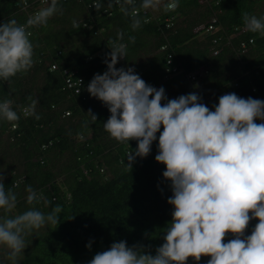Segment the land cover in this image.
I'll return each instance as SVG.
<instances>
[{"label": "trees", "instance_id": "1", "mask_svg": "<svg viewBox=\"0 0 264 264\" xmlns=\"http://www.w3.org/2000/svg\"><path fill=\"white\" fill-rule=\"evenodd\" d=\"M50 2L0 0V24L11 18L26 24L29 17L22 12L24 6L30 4L31 16ZM58 2L62 14L50 18L47 26L29 29L33 31L34 66L11 78L10 83L0 81V102L12 100L20 117L15 122L0 119V175L6 189L17 195L15 211L22 213L31 207L26 203L28 185L50 202L45 206L42 200L36 205L45 214L56 205L63 209L57 225H46L26 238L28 246L18 264H88L97 252L121 240L128 246L149 245L154 255L164 242L173 211L167 203L172 195L169 182L162 175L166 166L155 160L158 139L151 153L143 159L137 157L129 171L126 154L136 149L137 142L121 144L110 137L104 123L111 113L90 96L87 86L95 74L107 70L103 61L111 51L109 41L123 32L128 52L116 67H133L147 84L163 87L169 99L196 92L211 110L227 93L264 100V35L247 32L231 38L244 27L245 12L261 17L264 8H256L259 0H214L211 6L202 0H179L175 11L165 12L161 6L160 16L154 14L156 11L140 10L144 21L132 31L131 20L120 11V5L113 3L109 8L108 0H100L103 7L99 11L93 7L94 0ZM141 2L136 0L137 8ZM204 6L208 10L204 11ZM80 11L83 17L76 14ZM174 15L173 27H166L165 19ZM214 17L213 30L203 36L202 31L194 32L201 24L207 28ZM74 20L79 27L73 26ZM60 23L66 28L56 30ZM55 30L57 44L50 38ZM129 36H135L134 44L128 41ZM250 38L255 43L242 50L241 42L249 44ZM163 46L166 50H161ZM215 49L221 50L217 56L212 54ZM250 52L254 55L249 56ZM240 61L243 63L238 68L235 64ZM53 63L59 70H51ZM174 67L178 73L173 72ZM204 68L208 75L199 76L197 81L189 79L191 73ZM66 69L76 71V80L82 81L73 92L64 89ZM39 76L43 79L40 89L34 85ZM31 77L36 80L32 82ZM29 97L38 101L35 111L39 120L24 114L31 104ZM89 109L97 116L95 122L87 114ZM65 111L70 115L63 118ZM49 142L52 145L43 152L41 146ZM63 159L66 162L62 165ZM16 181H22L19 187H14ZM257 223L251 220L245 233L252 232ZM232 238L233 234H226L224 243ZM89 241L91 249L86 247ZM209 259L202 256L196 262L189 257L186 264H207Z\"/></svg>", "mask_w": 264, "mask_h": 264}, {"label": "clouds", "instance_id": "2", "mask_svg": "<svg viewBox=\"0 0 264 264\" xmlns=\"http://www.w3.org/2000/svg\"><path fill=\"white\" fill-rule=\"evenodd\" d=\"M213 1L203 3L211 6ZM113 3L120 5V11L130 18L132 31L138 30L144 21L140 10L145 13L158 10L154 14L160 16L161 6L165 12L179 7V0L167 3L142 0L139 8L136 0H108V7ZM215 4L218 6L219 2ZM93 7L99 11L103 4L94 0ZM22 12L29 17L26 24H19L14 18L0 24V81L3 82L10 83L11 78L26 74L34 66L35 46L30 39L33 31L29 29L47 26L50 18L62 14V8L58 0H51L47 7H41L31 16L29 8ZM174 19L175 15L166 18V27H173ZM216 22L214 17L207 28L201 24L194 32L202 31L203 36L213 30L210 27L214 28ZM243 23L244 27L231 38L247 32L264 35V16L258 18L245 12ZM73 26L79 27L75 20ZM124 35L118 32L117 39L109 41L111 51L103 61L107 70L93 76L87 91L111 113L104 123L110 137L121 144L137 142L136 149L126 154L129 171L137 157L143 159L151 153L152 144L158 139L155 160L166 166L162 175L172 192L167 200L173 208L172 220L163 236L164 242L154 255L149 245L128 246L121 240L97 252L88 264H186L189 257L199 262L202 256L210 257L207 264H264V100L227 93L219 97L211 110L196 92L169 99L163 87L157 89L147 84L133 67H116L127 56V44L122 42ZM128 41L134 44L135 36H129ZM254 43V38L249 39V44L242 41L241 48L245 51ZM161 50H166L165 46ZM220 51L215 49L212 54L217 56ZM50 67L52 71L59 70L56 63ZM196 71L200 77L208 75L207 68ZM190 75L191 81L199 79L198 76L192 80ZM63 76L65 90L72 91L82 83L81 79L76 80L79 78L75 77L76 71L66 69ZM68 78L75 86H69ZM29 99L31 104L23 110L24 114L39 120L41 117L35 111L38 101ZM12 105L10 99L0 102V119L8 122L20 119ZM87 114L92 122L97 120L91 109ZM69 115L65 111L63 118ZM257 120L261 123H256ZM51 145L52 142L44 143L41 150L45 152ZM4 179L0 175V247L6 249L11 264H18L28 246L26 238L46 225H57L63 209L56 205L45 214L36 205L42 200L45 206L50 202L28 185L26 203L31 207L16 213L17 195L11 188L6 189ZM21 182L16 181L14 187H19ZM253 219L258 223L251 235L246 236ZM228 233L234 238L224 243ZM91 246L89 241L86 247L91 249Z\"/></svg>", "mask_w": 264, "mask_h": 264}, {"label": "rangeland", "instance_id": "3", "mask_svg": "<svg viewBox=\"0 0 264 264\" xmlns=\"http://www.w3.org/2000/svg\"><path fill=\"white\" fill-rule=\"evenodd\" d=\"M260 2L257 4V5H255L256 6V8H258V10L260 9H262V8H264V1L263 0H259ZM206 6H208V4H205ZM206 6H204L202 9L205 11V10H208V8L206 7ZM259 10V11H260ZM156 12H158V10H156ZM161 12H163V10L162 9H159V13H161ZM158 13V14H159ZM76 14H80L81 16L80 17H83V15H82V11H80V13H76ZM262 17V16H261ZM259 18V17H258ZM180 20H182V19H180ZM181 22V21H180ZM49 25V24H48ZM59 26H56V30H59L62 26H64L65 28H66V24H64V25H62L61 23L60 24H58ZM69 26H70V24H69ZM68 26V27H69ZM50 28H51V22H50V26H49ZM60 27V28H59ZM52 29V28H51ZM56 30L55 31H52V34H51V42L53 43V44H57V40H55V35L57 34V32H56ZM56 33V34H55ZM199 40H202V39H199ZM56 46H58V45H56ZM251 53V55H249V56H252V55H254V53H252V52H250ZM243 62H241L240 61V63L238 62V64H235V65H239L238 66V68H240L241 67V64H242ZM231 67V66H230ZM232 68V67H231ZM228 70V69H227ZM27 78V77H26ZM36 77H31V78H29V80H31L32 82L34 81V80H36L35 79ZM25 79V78H24ZM34 85H36L39 89L43 86V79L42 78H40V76L37 78V80H36V82H35V84ZM179 87V86H178ZM178 87H176V88H178ZM36 90V89H35ZM36 93L38 92V91H35ZM16 152H18L20 155H21V153L19 152L20 150H15ZM12 158V157H11ZM10 159V158H9ZM65 159H63V160H61V164L63 165V164H65ZM21 163H19V162H17V165L19 166ZM23 168V166H21L20 167V169H22ZM245 235L247 236V235H251V232H247V233H245ZM6 261H8L7 260V258H6V249H4L3 247H0V262H6Z\"/></svg>", "mask_w": 264, "mask_h": 264}, {"label": "built area", "instance_id": "4", "mask_svg": "<svg viewBox=\"0 0 264 264\" xmlns=\"http://www.w3.org/2000/svg\"><path fill=\"white\" fill-rule=\"evenodd\" d=\"M205 1H207V0H202V2H205ZM169 21H170V20H169ZM210 29H213V27H210ZM170 62H171V61H169V63H170ZM53 67L55 68V66H53ZM176 71H177V67H174V68H173V72H176ZM65 74L68 75L69 72L66 71ZM198 76H199V72L196 71V72H194V73H192V74L190 75V78H191L192 80H196V79L198 78ZM67 82L69 83V86H70V87L75 86V84H73L71 78H68V79H67Z\"/></svg>", "mask_w": 264, "mask_h": 264}, {"label": "bare ground", "instance_id": "5", "mask_svg": "<svg viewBox=\"0 0 264 264\" xmlns=\"http://www.w3.org/2000/svg\"><path fill=\"white\" fill-rule=\"evenodd\" d=\"M30 6H29V4L28 5H26V6H24V10H27L28 8H29Z\"/></svg>", "mask_w": 264, "mask_h": 264}]
</instances>
